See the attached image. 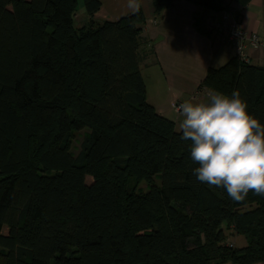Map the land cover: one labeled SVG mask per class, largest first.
Instances as JSON below:
<instances>
[{"label":"trees","instance_id":"1","mask_svg":"<svg viewBox=\"0 0 264 264\" xmlns=\"http://www.w3.org/2000/svg\"><path fill=\"white\" fill-rule=\"evenodd\" d=\"M82 2L76 27L78 0H0V264H264V195L198 181L190 141L147 102L142 11L97 22L100 2ZM212 91H238L264 124L263 67L235 55L197 87Z\"/></svg>","mask_w":264,"mask_h":264},{"label":"crops","instance_id":"2","mask_svg":"<svg viewBox=\"0 0 264 264\" xmlns=\"http://www.w3.org/2000/svg\"><path fill=\"white\" fill-rule=\"evenodd\" d=\"M98 1L101 8L94 15L97 22H116L137 10L142 11L145 25L138 62L146 99L160 116L180 130L183 118L176 105L191 100L209 68H218L235 56L232 46L223 43L210 27L211 22L220 19L221 12L205 13L188 0H173L156 17L155 0ZM229 8L239 15L241 28L257 36L258 47H248L247 54L252 65L264 68V0H251L243 8L232 4ZM196 19L200 22V31L194 26ZM207 99V94H200L193 101Z\"/></svg>","mask_w":264,"mask_h":264},{"label":"clouds","instance_id":"3","mask_svg":"<svg viewBox=\"0 0 264 264\" xmlns=\"http://www.w3.org/2000/svg\"><path fill=\"white\" fill-rule=\"evenodd\" d=\"M177 111L198 181L224 188L235 201L250 191L264 195V124L249 113L238 91H212L207 101L185 100Z\"/></svg>","mask_w":264,"mask_h":264},{"label":"built area","instance_id":"4","mask_svg":"<svg viewBox=\"0 0 264 264\" xmlns=\"http://www.w3.org/2000/svg\"><path fill=\"white\" fill-rule=\"evenodd\" d=\"M211 29L216 36L223 42L232 46L235 55L241 60L249 61L247 48H257L259 45L258 38L255 34H247L240 26V21L236 18L232 10L221 12L220 19L210 23ZM200 94L196 92L191 96V100L199 99ZM176 105V109H178ZM229 247L232 245L229 244Z\"/></svg>","mask_w":264,"mask_h":264},{"label":"rangeland","instance_id":"5","mask_svg":"<svg viewBox=\"0 0 264 264\" xmlns=\"http://www.w3.org/2000/svg\"><path fill=\"white\" fill-rule=\"evenodd\" d=\"M86 15L84 13V8H83V2L82 0H78V8H77V12H76V16H75V20H74V25L76 27H80L82 26L83 24L86 23ZM198 19H196L197 21ZM149 85V83H148ZM149 87V86H148ZM148 93L150 95V90L148 89ZM205 102V101H204ZM83 132H80L79 134H77L71 144V152L74 154V155H77L78 152H79V149H80V143L82 141V137H83ZM155 182L157 184L160 183V176H157L155 178ZM92 183V179L90 177H87L86 178V184L89 185ZM138 189L140 190H144L146 189V184L145 183H140L139 186H138ZM232 242L233 245L235 244L236 248H240L242 247L243 245H245V242H244V238L243 237H240V236H234L232 239Z\"/></svg>","mask_w":264,"mask_h":264}]
</instances>
